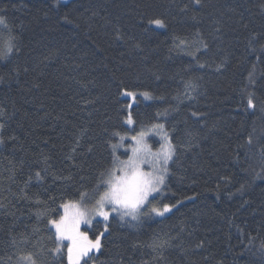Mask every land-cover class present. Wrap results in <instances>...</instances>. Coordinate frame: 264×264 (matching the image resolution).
<instances>
[{
  "label": "trees",
  "instance_id": "1",
  "mask_svg": "<svg viewBox=\"0 0 264 264\" xmlns=\"http://www.w3.org/2000/svg\"><path fill=\"white\" fill-rule=\"evenodd\" d=\"M0 14V52L15 45L0 59V264H68L47 220L128 133L125 90L154 98L132 107L136 129L163 123L176 145L155 201L175 209L113 217L88 263L264 264V0H0Z\"/></svg>",
  "mask_w": 264,
  "mask_h": 264
},
{
  "label": "snow or ice",
  "instance_id": "2",
  "mask_svg": "<svg viewBox=\"0 0 264 264\" xmlns=\"http://www.w3.org/2000/svg\"><path fill=\"white\" fill-rule=\"evenodd\" d=\"M194 3L200 5L201 0H194ZM4 22V15L0 14V24ZM149 24L164 27L161 19L151 20ZM180 44L184 45L186 41L181 40ZM203 46L207 48V44ZM13 47L15 45L10 46L7 52H0V59L9 55ZM136 47L139 48V45ZM200 67L204 65L201 64ZM251 75L250 73V79ZM186 87L195 91L197 86L189 81ZM121 94L132 98L133 101L136 100L137 94L133 91L125 90ZM141 95L145 99H152L148 92H143ZM132 106V104L127 105L128 109ZM248 107H254L251 94L248 98ZM167 114V110L157 113L158 116H167ZM192 115L196 116L197 113L193 112ZM124 123L128 125L134 123L131 111H128ZM4 127L5 125L0 123V129ZM149 135L160 137L158 149L153 150L147 142ZM188 135L191 136L192 133ZM126 139H130L133 143L126 147L124 144ZM4 142V139L0 137V144ZM251 143L252 139L249 137L248 144L251 145ZM110 147L112 151L108 165L99 173L94 186L90 190L79 192L78 200L61 203L59 207L63 209V214L59 215L58 219L48 218L47 223L55 229L54 238L57 242L56 247L50 250L54 258L62 257L63 250L66 248L68 264H81L82 261L83 264H88L93 255L101 251V241L105 233L109 232V221L113 218V214L118 216L121 222L131 224V222L139 223L143 217H150L152 214L164 216L175 207L162 202L158 207L155 203L157 196L168 187L166 181L171 175L170 163H175L176 157V145L173 144L163 123H154L147 130L142 128L131 137L121 135L120 142L111 144ZM119 148H124L125 153L130 152V155L122 159L120 155H117ZM35 176L40 179L41 173L38 171ZM64 179H70V177ZM49 199L53 198L49 197ZM5 207V204L0 203V208ZM37 215L38 218L46 216L47 212H38ZM94 221L102 223V231L93 236H90L88 231H81V225L91 229ZM65 241H67L66 245ZM152 246L154 250H161L162 257L164 244L154 242ZM20 260L23 264H37L32 253L21 256Z\"/></svg>",
  "mask_w": 264,
  "mask_h": 264
},
{
  "label": "rangeland",
  "instance_id": "3",
  "mask_svg": "<svg viewBox=\"0 0 264 264\" xmlns=\"http://www.w3.org/2000/svg\"><path fill=\"white\" fill-rule=\"evenodd\" d=\"M71 1H73V0H60V2L63 3V4H67V3L71 2ZM141 94H142V93L136 95V100H135V101H133L132 98L127 97V96H124V95H123V99H125V100H129V101H130V104H132L133 106L136 105V102H137L139 99H141V100H143V101H145V102H147V103L151 102V101L154 99L152 96H151L152 99H145ZM133 106H132V107H133ZM131 109H132V108H131ZM131 109H127V112H128V111H131ZM133 120H134V119H133ZM126 127H127V129H128V133H126V134H121L122 136H125V137H131V136H134V135H136L137 132H139V131L142 129V128L136 129V124H135V122H134L132 125H128V124H126ZM150 127H151V126L144 127L143 129L147 130V129L150 128ZM121 135H119V137H118V142H117V143L120 142V136H121ZM147 142L152 146L153 150H156V149H158L159 146H160V137H159V136H156V135H149V136L147 137ZM132 143H133V142H132L130 139H126V140L124 141V144H125L126 147H127L128 145L132 144ZM117 155H120L122 159H126V158H127V155H130V152L125 153L124 148H119V149H117ZM170 164H171V163H170ZM163 195H164V191H163L161 194H159V195L157 196V198H160V197H162ZM158 207H159V206H158ZM174 209H175V208H172L171 212H169V213H165L164 216H157V215H155V214H152V216H154V217H159V218H164V217L170 215V214L174 211ZM113 217H118V216H116L115 214H113ZM118 218H119V217H118ZM110 220H111V219H110ZM141 220H142V219H141ZM109 222H110V221H109ZM94 223H96V222L94 221ZM94 223H93V225H94ZM123 223H124V222H123ZM131 223H137V222H131ZM51 227H52V226H51ZM52 229L55 231V229H54L53 227H52ZM91 230H92V228L89 229L87 226H85V225H81V231H88V232H89V231H91ZM89 235L91 236L90 232H89ZM64 243H65V245H66V244H67V241H65ZM99 253H100V252H99ZM99 253H95L94 256L97 257ZM81 264H83V261L81 262ZM88 264H96V263H95V262H91V263H88Z\"/></svg>",
  "mask_w": 264,
  "mask_h": 264
}]
</instances>
